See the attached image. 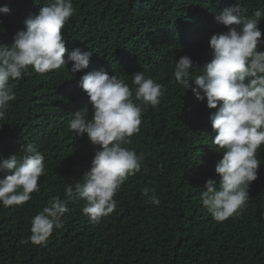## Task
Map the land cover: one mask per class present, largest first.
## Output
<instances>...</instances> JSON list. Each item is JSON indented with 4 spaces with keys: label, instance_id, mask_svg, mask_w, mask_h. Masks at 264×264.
<instances>
[{
    "label": "trees",
    "instance_id": "16d2710c",
    "mask_svg": "<svg viewBox=\"0 0 264 264\" xmlns=\"http://www.w3.org/2000/svg\"><path fill=\"white\" fill-rule=\"evenodd\" d=\"M48 2L0 0L10 8L0 14V45H10L24 20ZM236 2L247 18L264 13V0H72L74 14L61 30L65 59L77 48L91 51L88 67L72 74L69 61L66 68L40 74L29 66L0 120V158L21 155L20 148L32 143L46 169L40 191L28 202L0 205V264H264V146L246 207L216 222L200 196L209 178L219 187L214 167L222 153L216 152L210 123L216 109L190 89L184 93L174 79L181 56L201 68L210 61V37L227 30L214 16ZM258 28L264 39V17ZM96 70L123 79L133 92L132 74L140 71L164 88L160 104L144 108L140 131L124 145L143 154L141 171L118 189L116 209L99 223L82 213V199L65 195L68 186L83 183L99 150L86 134L75 136L69 128L75 111L91 110L79 80ZM201 71L190 70V78ZM145 187L155 190L159 205L142 194ZM52 196L67 203L63 227L54 228L44 246L21 244L31 235V219Z\"/></svg>",
    "mask_w": 264,
    "mask_h": 264
},
{
    "label": "clouds",
    "instance_id": "9594fccd",
    "mask_svg": "<svg viewBox=\"0 0 264 264\" xmlns=\"http://www.w3.org/2000/svg\"><path fill=\"white\" fill-rule=\"evenodd\" d=\"M74 11L72 0H49L24 20V29L14 34L10 45H0V120L16 99L15 82L27 74L29 66L40 74L66 68L69 61L73 62L68 70L72 74L88 67L91 51L77 48L65 59L61 30ZM246 11L236 2L215 14L214 20L227 30L210 37L211 59L202 68L194 66L188 56H181L174 66L175 82L184 93L190 89L196 99H206L207 107L216 109L210 123L216 152L222 153L214 167L219 187L209 178L200 196L203 207L220 223L239 216L246 207L250 184L258 179V153L264 146V51H258L264 45L258 28L264 13L257 10V19H250ZM9 12L7 5L0 6V14ZM194 68L202 71L192 79L190 70ZM131 83L134 92L123 79L103 70L88 72L79 80L91 110L75 111L69 128L75 136L86 134L99 150L82 176L83 183L68 186L65 195L82 199V213L93 223L114 212L118 189L141 171L143 154L124 145L131 144V137L140 131L144 108L159 105L164 93L163 86L142 71L132 74ZM20 151L21 155L15 152L0 158V205L5 208L28 202L32 193L40 191L38 181L46 171L44 155L36 145L24 144ZM142 194L153 205L160 204L154 189L145 187ZM67 211L65 200L50 197L31 219V235L20 243L46 245L53 229L63 227Z\"/></svg>",
    "mask_w": 264,
    "mask_h": 264
}]
</instances>
